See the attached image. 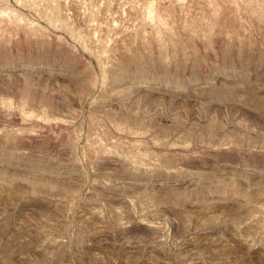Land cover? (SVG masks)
<instances>
[{"label": "rangeland", "instance_id": "obj_1", "mask_svg": "<svg viewBox=\"0 0 264 264\" xmlns=\"http://www.w3.org/2000/svg\"><path fill=\"white\" fill-rule=\"evenodd\" d=\"M0 264H264V0H0Z\"/></svg>", "mask_w": 264, "mask_h": 264}]
</instances>
